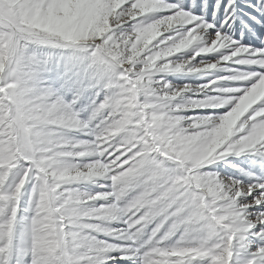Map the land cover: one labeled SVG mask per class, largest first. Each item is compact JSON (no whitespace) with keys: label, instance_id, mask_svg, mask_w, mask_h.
<instances>
[{"label":"rangeland","instance_id":"rangeland-1","mask_svg":"<svg viewBox=\"0 0 264 264\" xmlns=\"http://www.w3.org/2000/svg\"><path fill=\"white\" fill-rule=\"evenodd\" d=\"M0 264H264V0H0Z\"/></svg>","mask_w":264,"mask_h":264}]
</instances>
